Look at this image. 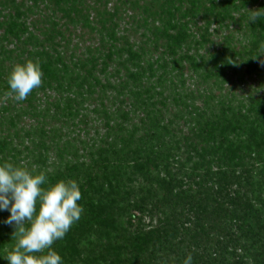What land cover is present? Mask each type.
Listing matches in <instances>:
<instances>
[{"label":"trees","instance_id":"16d2710c","mask_svg":"<svg viewBox=\"0 0 264 264\" xmlns=\"http://www.w3.org/2000/svg\"><path fill=\"white\" fill-rule=\"evenodd\" d=\"M261 46L264 0H0V158L80 182L64 264H264Z\"/></svg>","mask_w":264,"mask_h":264},{"label":"clouds","instance_id":"9594fccd","mask_svg":"<svg viewBox=\"0 0 264 264\" xmlns=\"http://www.w3.org/2000/svg\"><path fill=\"white\" fill-rule=\"evenodd\" d=\"M258 16L254 15L252 20ZM260 54H264L261 46ZM39 61L16 63L8 76L9 95L24 101L42 84ZM82 190L76 179L51 182L47 172L20 162L0 158V212L9 213L3 223L12 226L15 244L0 255L7 264H64L54 247L80 220L84 207ZM189 253L183 264H192Z\"/></svg>","mask_w":264,"mask_h":264}]
</instances>
